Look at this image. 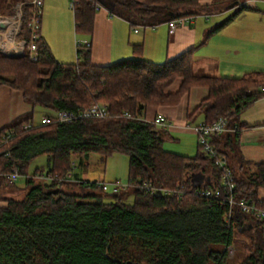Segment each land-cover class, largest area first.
I'll return each instance as SVG.
<instances>
[{
    "label": "trees",
    "instance_id": "trees-1",
    "mask_svg": "<svg viewBox=\"0 0 264 264\" xmlns=\"http://www.w3.org/2000/svg\"><path fill=\"white\" fill-rule=\"evenodd\" d=\"M26 1L10 0V6ZM220 1L235 0H71V6L75 32L90 35L100 7L132 27H153L213 13ZM23 9L18 37L26 41L24 53L0 52V85L20 91L32 107L49 109L47 116L91 103H105L108 114L24 128L33 123L30 111L0 129V200L6 202L0 206V264H233L235 233L248 239L238 241L244 252L238 264H264V222L237 204L245 200L264 205L258 198L264 188V162L248 161L238 150V132L245 126L239 115L264 94V70L239 77L196 75L194 47L156 63L140 57V45H133V57L107 65L92 63L91 47L77 49L76 60L64 63L54 58L40 30L37 60L32 61L27 50L30 6ZM234 15L209 29L207 36ZM194 86H204L208 93L187 114L188 123L200 114L207 124L226 119L227 129L211 142L231 169L234 185L229 191L220 185L222 170L198 144L192 155L165 150V130L143 117L148 106L176 105ZM94 152L102 159L127 155L124 190L110 196L97 181L68 177L74 155ZM40 155L46 157L50 180L38 177L41 169L27 171ZM14 168L24 177L23 187L7 178ZM145 184L184 194L149 193L142 189ZM204 185L220 187L219 196L193 194ZM129 194L133 201L126 203ZM229 245L234 246L233 257L227 255Z\"/></svg>",
    "mask_w": 264,
    "mask_h": 264
},
{
    "label": "crops",
    "instance_id": "crops-1",
    "mask_svg": "<svg viewBox=\"0 0 264 264\" xmlns=\"http://www.w3.org/2000/svg\"><path fill=\"white\" fill-rule=\"evenodd\" d=\"M199 1L202 4L216 2ZM218 4L215 12L190 18L171 33L168 23L132 27L126 20L112 16L100 7L95 14L92 33L79 35L75 32L71 3L68 5V0H44L39 32L54 58L64 63L76 60L75 41L79 38L91 43V61L95 65L133 57V45H140V57L156 63L194 47L192 71L196 75L239 77L249 71L264 70V0L220 1ZM10 10H13L10 0H1L0 22L10 20L13 15L8 13ZM232 14L234 17L226 25L207 36L209 29ZM176 86L177 82L172 89ZM207 93L204 86L191 87L176 105L148 106L143 117L150 121L157 114L164 115L170 124L157 126L165 130L164 141L171 137L169 133H188L194 137L192 149L195 151L197 136L191 126L203 121V116L197 115L193 122L188 123L187 114ZM37 107L40 106L32 107L25 102L20 91L0 85V129L15 117L30 111H33L34 122ZM50 112L48 109L41 117ZM239 120L245 124L238 132L240 154L248 161L264 162V94L241 111ZM73 163L68 177L90 181L85 172L77 173L74 160ZM258 198L264 199V188L259 189ZM5 205L6 202L0 200V206Z\"/></svg>",
    "mask_w": 264,
    "mask_h": 264
},
{
    "label": "built area",
    "instance_id": "built-area-1",
    "mask_svg": "<svg viewBox=\"0 0 264 264\" xmlns=\"http://www.w3.org/2000/svg\"><path fill=\"white\" fill-rule=\"evenodd\" d=\"M43 2L44 0H28L26 2H17L14 4L13 15L10 20H3L0 22V50L3 53L15 55H22L24 53L26 41L24 38L18 37V33L20 32L22 18L24 16L23 6L27 4L30 6V19L28 23L29 41L27 43V50L29 52L30 60H37L36 39L38 37V31L40 27V20L43 11ZM70 3L72 5V2ZM189 20L190 18H180L169 21V32H173L178 25L187 23ZM13 45L21 48V52H11V47ZM90 46L91 43L89 41L76 38V50L80 48H88ZM261 90H264V88H261ZM107 114L108 110L105 103H91L89 106L77 111L60 110L50 116L45 115L41 117L38 124H48L51 122L66 123L73 120H77L79 118L103 117ZM123 116L130 117V114L124 113ZM150 121L153 122L156 126H168L170 124L168 119L162 114L155 115ZM33 125H35L34 122L26 123L23 125V127L29 128ZM191 128L197 136V144L200 146L201 150L210 157H213L214 164L222 170V180L220 184L221 187L224 190H231L234 185L231 169L226 164L223 155L216 150L213 143L211 142V138L213 135L221 134L227 129L226 119L224 117H219L217 120L209 124L204 123L203 121L197 122L193 124ZM7 136L9 137V134H7ZM18 177L19 174L16 168L12 169L11 172L7 174V178L10 181H16ZM38 177L43 178L44 180H50L52 178V174L50 172L43 171L42 174ZM97 183L101 185L104 191L109 190V187L105 183ZM125 188L126 186H123L119 182L115 181L111 184L110 191L112 194H118ZM142 189L149 193H162L166 195L173 194L177 197H182L184 194V191L180 189H176L174 191L162 190L156 187H151L149 184H145ZM220 192V187H210L205 185L193 190V194L204 197H218ZM228 202L233 203V199L231 197L228 198ZM237 204L243 212H249L253 214L254 217L264 222V205L257 206L254 202L245 200H241ZM226 250L228 257L234 256L233 245H229Z\"/></svg>",
    "mask_w": 264,
    "mask_h": 264
},
{
    "label": "rangeland",
    "instance_id": "rangeland-1",
    "mask_svg": "<svg viewBox=\"0 0 264 264\" xmlns=\"http://www.w3.org/2000/svg\"><path fill=\"white\" fill-rule=\"evenodd\" d=\"M71 0H68V5L70 4ZM261 2V1H260ZM1 3V0H0ZM263 4V2H261ZM0 52H2L0 50ZM3 53V52H2ZM5 54V53H4ZM6 55H9L6 54ZM48 109H44L41 107L36 108V112L34 114V122L39 123L40 117L42 113L47 112ZM171 137L165 139L163 143V148L168 151H172L179 154H194L196 152L193 151L192 145L194 144L195 140L193 135H188V133H169ZM192 153V154H191ZM73 160L76 162V171L77 173H86V177L90 179V181H97L100 183H105L108 187V191H104L106 194L111 196L110 186L113 182L117 181L123 186H127V179H128V157L123 153H114L109 157L101 158L98 153H90L87 157L84 156H73ZM81 161V162H80ZM36 168L45 171L47 168L46 164V157L40 155L34 158L29 166H28V173H32ZM16 184L20 187L24 185V177L19 176L16 180ZM16 194V193H15ZM22 193L17 194L18 197H21ZM113 199L112 197H107L106 200ZM133 201V195L129 194L124 199V202L131 203ZM234 238L236 239V246H237V256L232 260L233 264H238L240 259L243 257L244 252L243 249L240 247L238 241L245 240L248 242V239L241 235L240 233H235Z\"/></svg>",
    "mask_w": 264,
    "mask_h": 264
},
{
    "label": "bare ground",
    "instance_id": "bare-ground-1",
    "mask_svg": "<svg viewBox=\"0 0 264 264\" xmlns=\"http://www.w3.org/2000/svg\"><path fill=\"white\" fill-rule=\"evenodd\" d=\"M11 52H14V53L21 52V48L16 47L15 45H13V46L11 47Z\"/></svg>",
    "mask_w": 264,
    "mask_h": 264
},
{
    "label": "water",
    "instance_id": "water-1",
    "mask_svg": "<svg viewBox=\"0 0 264 264\" xmlns=\"http://www.w3.org/2000/svg\"><path fill=\"white\" fill-rule=\"evenodd\" d=\"M9 56H19V55H15V54H9Z\"/></svg>",
    "mask_w": 264,
    "mask_h": 264
}]
</instances>
